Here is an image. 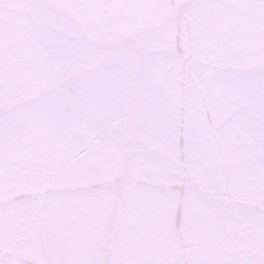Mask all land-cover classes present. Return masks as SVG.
I'll list each match as a JSON object with an SVG mask.
<instances>
[{"label":"snow or ice","instance_id":"1","mask_svg":"<svg viewBox=\"0 0 264 264\" xmlns=\"http://www.w3.org/2000/svg\"><path fill=\"white\" fill-rule=\"evenodd\" d=\"M0 264H264V0H0Z\"/></svg>","mask_w":264,"mask_h":264}]
</instances>
